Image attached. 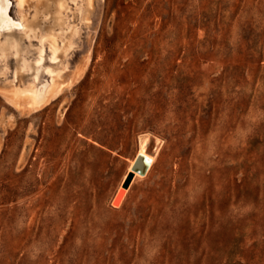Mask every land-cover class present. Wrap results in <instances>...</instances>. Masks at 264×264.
<instances>
[{"label":"rangeland","instance_id":"1","mask_svg":"<svg viewBox=\"0 0 264 264\" xmlns=\"http://www.w3.org/2000/svg\"><path fill=\"white\" fill-rule=\"evenodd\" d=\"M10 1L26 62L52 28L67 68L33 110L0 57V264H264V0Z\"/></svg>","mask_w":264,"mask_h":264},{"label":"bare ground","instance_id":"2","mask_svg":"<svg viewBox=\"0 0 264 264\" xmlns=\"http://www.w3.org/2000/svg\"><path fill=\"white\" fill-rule=\"evenodd\" d=\"M60 5L56 18L59 21L61 13L60 6L64 4V0H59ZM17 5L22 9L24 3L26 0H16ZM10 7H11V1L10 0H0V35L1 33L5 32L7 33L6 36V42L4 45L0 46V57L4 56L7 58L9 55V52L15 50L16 55L20 56L23 61L20 64L19 73H26V71L35 69V76L33 77L32 83H29L25 87L17 86L15 84H11L8 89H5L6 91L3 92V95L6 96V98L11 99L14 101V103H18L23 99L28 105L30 109L37 110L40 109L42 106L48 104L52 99L57 98L60 95L61 92V86L58 85V78L61 75V72L64 71L67 68V65L61 61V55L64 54L65 50H62V47H60L59 43L57 42V38L59 37V34H57L54 29L49 28L42 32L41 36L43 38L41 47H39V55L36 60L35 65H31V63H27L26 59L22 57V47L20 44V40L16 38L12 33L15 31V29L21 30L24 34L27 36L28 32L31 33V35H37V32L41 29L36 26V19L29 21L25 16L24 13L21 11V17L17 21L13 17L10 16ZM26 22V23H25ZM58 36V37H57ZM50 44L51 53L50 59L54 63V65H45V42ZM69 47V45H68ZM85 68L79 67L75 73L74 78L78 79L82 76L84 73ZM41 71L46 72L50 75V78L52 79L48 83H44L42 86L36 85V82L39 81L40 73ZM42 75V74H41ZM72 83V82H70ZM146 145V144H145ZM145 145L143 144L141 146V149L139 151V155L142 156L143 166H145V172H147L150 168V166L153 163L154 157L148 154L145 150ZM134 165V163H133ZM132 165V167H133ZM130 171H133V168L130 169ZM139 175L138 173H136ZM127 190L124 191L123 195L125 196Z\"/></svg>","mask_w":264,"mask_h":264},{"label":"water","instance_id":"3","mask_svg":"<svg viewBox=\"0 0 264 264\" xmlns=\"http://www.w3.org/2000/svg\"><path fill=\"white\" fill-rule=\"evenodd\" d=\"M142 163H145L146 166V162H143V158L141 155H137L135 161H134V165H133V171L130 172V174L128 175V177L126 178L122 188L119 190L118 194L116 195V197L114 198V205L115 207H119L120 206V202L122 200V196L124 191H126L134 177L135 173H138L140 175H145L147 172H145V166H143Z\"/></svg>","mask_w":264,"mask_h":264}]
</instances>
